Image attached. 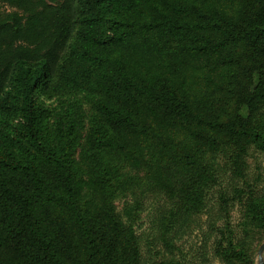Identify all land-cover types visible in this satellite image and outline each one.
I'll use <instances>...</instances> for the list:
<instances>
[{
    "label": "trees",
    "instance_id": "obj_1",
    "mask_svg": "<svg viewBox=\"0 0 264 264\" xmlns=\"http://www.w3.org/2000/svg\"><path fill=\"white\" fill-rule=\"evenodd\" d=\"M80 91L97 97L85 136L78 114L73 133L52 132L38 100ZM15 121L0 156V264H150L117 186L190 218L221 155L236 183L223 204L264 233L247 174L264 154V0H0V129ZM122 166L146 173L119 182ZM250 235L241 247L223 235L216 256L254 264Z\"/></svg>",
    "mask_w": 264,
    "mask_h": 264
},
{
    "label": "rangeland",
    "instance_id": "obj_2",
    "mask_svg": "<svg viewBox=\"0 0 264 264\" xmlns=\"http://www.w3.org/2000/svg\"><path fill=\"white\" fill-rule=\"evenodd\" d=\"M96 99L90 92L80 91L52 99L41 96L38 103L51 111L49 125L52 132L56 131L57 126H62L66 132L73 133L74 125L67 124L78 114L85 122L84 127L79 128L85 136L95 117L93 105ZM17 126L19 122L15 121L7 131L0 129V156L6 155L5 144H13L12 138L19 137ZM21 152L18 145H15L13 154L21 155ZM247 164L248 180L258 188V203L263 204L264 154L253 150ZM120 170L122 176L119 182L123 183L133 178H142L146 173L145 169L133 170L124 166ZM213 172L215 185L208 195L206 210L190 218H179L175 204L163 194L152 193L144 186H129V189L124 191L121 185L116 183L118 196L114 203L117 212L124 222L134 224L140 238L141 251L150 264L163 261H176L181 264H225L215 254L222 236H225L226 246L231 242L241 247L242 240L249 234L253 238L249 239V246L256 254L254 264H259L258 252L264 242V233L258 229L253 237L244 206L236 202L223 204L225 198L233 196L232 189L236 186L226 156L221 155L214 160ZM237 187H242V183H238Z\"/></svg>",
    "mask_w": 264,
    "mask_h": 264
},
{
    "label": "water",
    "instance_id": "obj_3",
    "mask_svg": "<svg viewBox=\"0 0 264 264\" xmlns=\"http://www.w3.org/2000/svg\"><path fill=\"white\" fill-rule=\"evenodd\" d=\"M258 261H259V264H264V242L261 245L259 252H258Z\"/></svg>",
    "mask_w": 264,
    "mask_h": 264
}]
</instances>
